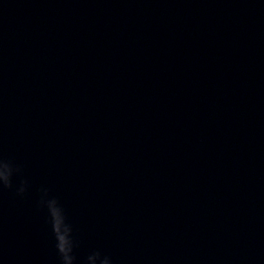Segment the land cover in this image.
I'll list each match as a JSON object with an SVG mask.
<instances>
[{"label":"water","instance_id":"95a60500","mask_svg":"<svg viewBox=\"0 0 264 264\" xmlns=\"http://www.w3.org/2000/svg\"><path fill=\"white\" fill-rule=\"evenodd\" d=\"M0 264H264V0H0Z\"/></svg>","mask_w":264,"mask_h":264},{"label":"clouds","instance_id":"9594fccd","mask_svg":"<svg viewBox=\"0 0 264 264\" xmlns=\"http://www.w3.org/2000/svg\"><path fill=\"white\" fill-rule=\"evenodd\" d=\"M0 177L7 179V166H0Z\"/></svg>","mask_w":264,"mask_h":264}]
</instances>
